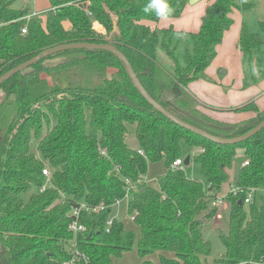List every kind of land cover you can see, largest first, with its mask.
<instances>
[{
	"label": "trees",
	"instance_id": "16d2710c",
	"mask_svg": "<svg viewBox=\"0 0 264 264\" xmlns=\"http://www.w3.org/2000/svg\"><path fill=\"white\" fill-rule=\"evenodd\" d=\"M50 1L53 10L43 17L15 8L14 0L0 1V76L59 45L106 44L116 29L112 45L126 57L145 91L180 120L230 139L264 119V109L251 100L234 111L253 112L254 117L217 121L187 92L188 83L213 61L224 32L233 24L237 1L243 2L244 12L253 7L251 0L208 4L199 31L189 34L191 50L182 67L168 45L175 31L158 30L155 24L179 17L189 0H165L167 9L160 16L144 11L149 0ZM84 3L87 10L81 8ZM258 26L261 36L243 24L237 42L249 59L264 46V22ZM159 49L174 64L172 73L158 61ZM48 62L56 64L47 66ZM0 92V264L69 261V214L81 204L85 209L78 221L86 232L79 236V249L86 259L74 264H115L133 248L141 258L158 252L159 264H206L211 244L204 237L205 220L216 214L212 203L229 181L227 169L238 149L244 164L232 184L240 191L223 198L228 229L218 235L224 247L218 262L264 264V128L233 145L202 138L153 110L123 64L103 50L51 54L4 81ZM129 135L135 136L136 147L128 144ZM183 145L198 150L188 155L202 179L188 178L183 162L171 168L175 160L184 161ZM160 161L165 174L156 186L147 183L148 164ZM44 168L50 170L48 177ZM126 181L135 186L126 211L138 237L112 216L113 205L126 193ZM249 190L256 195L245 204Z\"/></svg>",
	"mask_w": 264,
	"mask_h": 264
},
{
	"label": "rangeland",
	"instance_id": "374dc122",
	"mask_svg": "<svg viewBox=\"0 0 264 264\" xmlns=\"http://www.w3.org/2000/svg\"><path fill=\"white\" fill-rule=\"evenodd\" d=\"M56 1L60 2L61 4L62 2H66V0H56ZM206 1H208V4H210L212 3L213 0H200L197 3H194V5H192L193 9L189 8L190 9V14H188L189 21H191L192 19L196 20L198 17H200L201 15L200 7H204L203 5L204 2ZM252 2L254 3V7L250 10H247L246 12L240 11L241 14L239 12L236 13V18L234 21L236 24H238L239 22H243V24L245 25V27L249 32L261 36L258 25L260 22H264V0H252ZM242 3L243 2L241 1L239 2L240 7ZM14 7L19 9H29L32 13L34 12L38 15H41L42 17L44 14H47L52 9L50 0H28L27 2H22L21 0H14ZM81 8L87 10L88 4L87 3L81 4ZM165 20L166 19H163L162 21L164 22ZM161 22H159V25H161ZM180 36L182 35H180L177 32H173L170 39L171 41H169L170 43L168 42V45L170 46L171 49H174L179 66L182 67L185 65V53L191 50L190 44L192 43V41L191 38L189 37H183V39L181 40ZM187 39L189 43H186ZM157 59L168 71H170L171 73L174 71V64L169 60L163 49H159L157 51ZM231 60H232V64L234 65L233 71H235V69L236 71H238L240 65L242 72L246 75V77L242 81L245 84V87L256 86L259 81L264 80V75L260 74L261 71L264 73V46L250 59L243 53V60L241 64L238 61V59L235 57H233ZM233 71H231L229 76L232 74ZM254 80H256L257 82L253 83ZM2 97H3V92H0V99ZM221 115H222L221 120H224V118H226L227 115L230 114L221 112ZM87 131L89 133L93 132V130L90 129L89 127H87ZM127 142L132 147L137 146L135 136L133 135H129V137L127 138ZM36 144L37 141L34 140L33 150ZM197 151L198 150L195 148L191 149L183 145L182 156L183 158H185L186 156H189L188 154L190 155L193 153L196 154ZM242 152H243L242 149L237 150L236 158L234 159L232 165L227 169L229 175V181L228 183L225 184L226 186H223L221 192L217 195V198L220 199L221 204L218 207V209H216L217 210L216 214L212 219L205 220L206 225H205L204 237L211 244V254L206 264H220L218 262V258L224 253V247L222 246V244L218 239L219 233L220 232L226 233L228 229V204L223 200V197L225 193L229 190V185L232 184V180L236 177V172L239 166H241L242 163L244 164V157ZM36 156L41 158L40 154H36ZM184 170L188 178L202 179L198 166L193 162H191L188 167L184 166ZM165 172H166V166L164 162L160 161L155 163H149L145 180L147 183L156 186L158 182L157 179L163 176ZM49 173L50 170L48 171L46 177H48ZM26 197L28 196H24L25 200L27 199ZM245 208L247 209V206H245ZM112 216L118 219L119 221H121L126 230L134 232L136 237L139 236L138 228L132 222V217L127 213L124 202H121L119 204L116 203L113 205ZM144 261H150L152 264H159L158 252H155L144 258H141L136 252V249L133 248L130 252L124 253L120 259L116 260L115 264H142Z\"/></svg>",
	"mask_w": 264,
	"mask_h": 264
},
{
	"label": "crops",
	"instance_id": "0c3cea01",
	"mask_svg": "<svg viewBox=\"0 0 264 264\" xmlns=\"http://www.w3.org/2000/svg\"><path fill=\"white\" fill-rule=\"evenodd\" d=\"M214 1L215 0L212 2ZM239 2L240 1H237L236 3L238 8H234L231 14L233 24L224 32L220 44L216 47V54L213 61L197 79L189 82L187 85V92L191 93L201 105L205 106L202 108L203 112L210 115L213 119L224 123H236L254 117L255 114L253 112L234 111L237 108L245 106L251 100H255V105L260 111L264 109V80L259 81L257 85L255 84L256 86L245 87V84L242 81L246 75L242 72L240 65L238 71H236V69L233 71L234 65L232 64L231 59L233 57L237 58L240 64L243 60V53L237 46L243 22L236 24L234 21L236 13H240ZM192 5H194V3H187L179 17L162 18L155 24V26L158 30L172 28L175 32L184 33L180 36L181 40L183 37L190 38L189 34H195L200 29V20L208 6V1L204 2V7H200V17L196 20L192 19L189 21L188 14H190V9H193ZM33 14L36 13L33 12ZM163 19L166 20L163 22ZM159 22H161V25H159ZM186 43H189L188 39ZM220 70L225 71V74H220L218 72ZM231 71L233 72L229 76ZM256 82V80L253 81V83ZM221 112L229 113L230 115H227L224 120H221ZM190 163L191 162L189 161L187 167Z\"/></svg>",
	"mask_w": 264,
	"mask_h": 264
},
{
	"label": "water",
	"instance_id": "95a60500",
	"mask_svg": "<svg viewBox=\"0 0 264 264\" xmlns=\"http://www.w3.org/2000/svg\"><path fill=\"white\" fill-rule=\"evenodd\" d=\"M198 0H189V4H193ZM117 30L115 29L111 35H110V40L106 44H92V43H72V44H64V45H59L50 49H46L36 56L30 58L29 60L15 66L14 68L10 69L6 73L0 76V85L9 79L11 76L14 74L23 71L24 69L28 68L29 66L37 63L38 61L44 59L45 57L63 51V50H69V49H89V50H103L112 53L114 56L118 58V60L123 64L124 69L129 76L132 84L134 87L137 89V91L140 93V95L147 101V103L153 108V110L157 111L158 113H161L164 117H166L168 120L172 121L176 125L191 131L192 133L199 135L202 138H205L207 140H210L214 143L221 144V145H233L237 144L240 142H243L259 132L261 129L264 128V119L259 122L256 126H254L252 129H250L248 132H246L243 135H240L235 138H230V139H224V138H219L215 137L201 129H198L171 114L169 111H167L159 102L155 101L143 88L141 83L139 82L137 76L135 75L130 63L126 59V57L112 45V39L114 36L117 34ZM56 64L55 62H48L46 63L47 66H52ZM220 74H225V71L220 70L218 71ZM190 157L186 156L183 161V165L187 166L189 164ZM1 250V246H0Z\"/></svg>",
	"mask_w": 264,
	"mask_h": 264
},
{
	"label": "built area",
	"instance_id": "2783aa9c",
	"mask_svg": "<svg viewBox=\"0 0 264 264\" xmlns=\"http://www.w3.org/2000/svg\"><path fill=\"white\" fill-rule=\"evenodd\" d=\"M22 2H27L28 0H21ZM53 10V9H52ZM33 14V13H32ZM25 28H23L21 30V33H25ZM140 154H142L141 152H139ZM102 154H104V152H102ZM182 159H177L175 160L172 164H171V168H176V167H180L182 166ZM43 175L47 176L48 174V170L46 168H44L42 170ZM139 182V181H138ZM126 183L128 184V187L126 188V193L123 197L122 200H117L115 202V204H119L121 202L125 203V206L128 202L129 199V192L132 188H134L135 186L130 184L128 181H126ZM44 189V188H43ZM42 189V190H43ZM237 191H240L238 187L234 186V184H230L229 185V190L227 192V194L229 192L232 193H236ZM255 191L253 190H249L246 194V198L244 199V203L245 204H249L253 197L255 196ZM224 198V197H223ZM222 200V199H221ZM221 201L219 198H216L213 203L212 206L215 207L216 209H218V207L220 206ZM82 209H85L84 205L81 204L79 205V207L74 208L71 213L69 214L72 219L68 224V231L70 232V234L72 235V241L70 242V251H71V259L69 261H65L63 264H74L76 261H78L80 258L86 259L85 254L82 253L79 249V236L83 233L86 232V227L84 225H82L79 221H78V217L80 215V212ZM111 224V221H107V226L109 227Z\"/></svg>",
	"mask_w": 264,
	"mask_h": 264
},
{
	"label": "clouds",
	"instance_id": "9594fccd",
	"mask_svg": "<svg viewBox=\"0 0 264 264\" xmlns=\"http://www.w3.org/2000/svg\"><path fill=\"white\" fill-rule=\"evenodd\" d=\"M162 9H167L165 0H149V4L145 7L144 11L154 10L158 16L161 15Z\"/></svg>",
	"mask_w": 264,
	"mask_h": 264
}]
</instances>
